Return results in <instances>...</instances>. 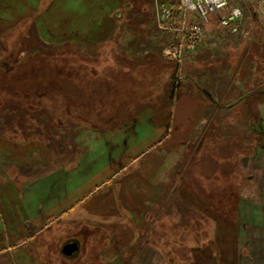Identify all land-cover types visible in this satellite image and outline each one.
<instances>
[{"label":"rangeland","instance_id":"1","mask_svg":"<svg viewBox=\"0 0 264 264\" xmlns=\"http://www.w3.org/2000/svg\"><path fill=\"white\" fill-rule=\"evenodd\" d=\"M178 1L0 0V113L20 117V146L62 148L59 164L69 166L63 174L83 178V193L111 177L92 199L111 201L112 227L126 237L135 238L130 226H138L141 202L124 201L125 189L139 195L150 181L163 195L196 200L164 206L183 214L180 233L166 234L164 243H178L181 259H193L210 238L215 257L236 264L243 211L264 212V7L250 0L243 35H215L201 52L177 59L164 53L170 40L157 10ZM111 45L122 66L114 82ZM209 85L224 93L211 99ZM239 85L246 86L230 98ZM37 188L42 203L58 194V186ZM78 212L76 224L61 216L29 225L19 247L4 240L3 264H65L59 243L77 228L95 230L89 238L98 245L75 264H111L120 234L90 227ZM256 236L264 245V233Z\"/></svg>","mask_w":264,"mask_h":264},{"label":"crops","instance_id":"2","mask_svg":"<svg viewBox=\"0 0 264 264\" xmlns=\"http://www.w3.org/2000/svg\"><path fill=\"white\" fill-rule=\"evenodd\" d=\"M114 23L116 22L114 21ZM214 36L215 35L207 36L204 44L196 53L201 52L209 46L214 38H216ZM169 40L170 43L174 41V38L170 34ZM113 49L111 45V82L112 79L114 82L116 73L118 74L122 67L119 66L120 63L117 62ZM209 86L210 88L205 87V92L211 99H214L217 95L221 96L222 90L226 91L225 88L222 89L223 85L220 87V90L222 89L221 93L217 90L219 85ZM243 86L246 85H239L233 89L231 88V92L228 93V96L236 99L234 97L237 95V92L242 91L241 88ZM251 90L254 92V89ZM43 99H46L45 95ZM1 101L0 111L2 110L1 104L5 102V98H2V95H0V102ZM245 101L241 103V105L245 103L249 105V103ZM235 104L236 101L234 105ZM232 106L233 105L229 104V107ZM14 114L12 113L9 115L0 113V249H4L5 247V243L3 244L4 240L6 244L12 242L14 243L13 245H18V247L24 244V240H21V234L26 232L29 225H41L45 222L47 223L50 219H58L61 216H65V219L69 220L71 224H76V222L73 221H77L81 214V212L78 211L82 209L84 211L83 213L86 214L84 217L85 220L83 221L92 223L93 226L90 227L107 228L110 232L112 229L116 235L120 234V237L117 238L121 240V244L117 245L115 243L111 247V264H181V260H184L185 264H229L230 258L227 256L224 257L222 255L221 257L219 256V258L215 257L217 254H213L212 252L211 248L213 247L210 238V242L205 244V248L200 250L202 255L196 257V253H194L193 259H181L180 249L177 247L178 243L171 244V242H169L171 245L164 243L165 240H167L166 234L176 235L180 231V218L183 216L179 209L174 211V209L171 208L169 209L170 211H164V206L167 203L180 202L181 200L186 201L189 205L192 203V206H195L194 203H196V200L194 195L192 196L191 194L181 195L180 193H172L171 195H163L157 188L159 186L153 185V183L149 185L150 181L143 183L144 187H141V193H139V195L134 196L125 189L126 195L124 196H126L127 199L124 201L131 203V201H136L139 198L141 202L140 211L137 213L139 217L138 226H130L135 238L130 239L126 237L124 232L120 229L121 227H112L111 213L108 211V209L111 210V201L107 197L95 200L92 199V195L98 191L101 185H104L106 181H110L111 177L108 176L103 178L100 182L96 183L95 186L90 188L88 192L83 193V187H85L84 184H86L83 178L73 179L68 178L67 173L63 174L69 166L66 163L59 164V157L64 151L62 148L59 149L61 151H57L56 148L44 144L38 147L19 145L21 119ZM249 116L252 117V120L254 119V115L251 114ZM9 125L12 127L11 129ZM55 157L56 159L53 165H48L50 159L52 160ZM101 168L102 167H98L97 170L102 171ZM62 177H65L63 181L68 179L65 182H61ZM37 180L39 181L38 183H36ZM144 180L146 179L144 178ZM160 184L163 185L164 182ZM38 185L44 187L43 189L45 190L48 186L50 188L58 186V189L55 190L54 193L60 194L63 191L62 197L59 198L60 200L58 202H52L54 198H57V194L51 202L44 201L45 203H42L43 200L39 198L36 193ZM139 186L140 183L137 187L139 188ZM63 188L64 190H62ZM19 193L22 195L21 197ZM69 196L70 199L67 205L60 208L59 206L67 200ZM56 208L58 213L54 211ZM243 212L244 214L241 215L243 218L242 225L238 227L241 230L240 234L242 235L244 245L242 246V252H240V254L236 253L235 255L236 264H264V245L256 241L258 238L256 234L264 233V223L261 224V221L258 220L264 219V212L261 210L256 211L255 209ZM250 218L251 221H248ZM89 219L93 222L91 220L89 221ZM83 221L79 219V222L83 223ZM221 228L222 226L218 227V234L222 232ZM125 230L127 231L126 228ZM94 232L95 230L91 229L88 233L86 232V234H84L83 230H78L77 228L76 231H72L70 235L61 240L59 244L62 243L61 249L65 257V264L77 263L79 258L83 256L85 250L93 249L94 245H98L97 242L89 238V234L92 235ZM158 232L162 233L160 239L155 236ZM40 233L41 232H37V234ZM249 234H251V236L247 237L246 235ZM70 243H76L78 247L73 254L68 255L64 252V247ZM174 245H176L175 248ZM6 249L10 250V248ZM3 254L5 253L1 252L0 256ZM4 259L5 258H0V264H3Z\"/></svg>","mask_w":264,"mask_h":264},{"label":"built area","instance_id":"3","mask_svg":"<svg viewBox=\"0 0 264 264\" xmlns=\"http://www.w3.org/2000/svg\"><path fill=\"white\" fill-rule=\"evenodd\" d=\"M258 1L264 4V0ZM244 20L240 0H180L176 8L167 4L158 7L159 27L175 33L177 39L165 49V54L177 59L197 50L214 30L241 34Z\"/></svg>","mask_w":264,"mask_h":264},{"label":"water","instance_id":"4","mask_svg":"<svg viewBox=\"0 0 264 264\" xmlns=\"http://www.w3.org/2000/svg\"><path fill=\"white\" fill-rule=\"evenodd\" d=\"M77 244L76 243H70L64 247V252L68 255H71L77 250Z\"/></svg>","mask_w":264,"mask_h":264},{"label":"trees","instance_id":"5","mask_svg":"<svg viewBox=\"0 0 264 264\" xmlns=\"http://www.w3.org/2000/svg\"><path fill=\"white\" fill-rule=\"evenodd\" d=\"M246 2H248V4H250V0H247Z\"/></svg>","mask_w":264,"mask_h":264}]
</instances>
